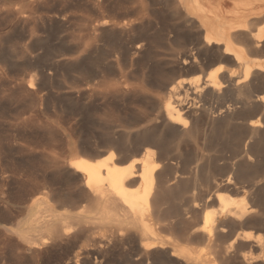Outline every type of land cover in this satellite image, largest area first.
<instances>
[{"label":"bare ground","instance_id":"bare-ground-1","mask_svg":"<svg viewBox=\"0 0 264 264\" xmlns=\"http://www.w3.org/2000/svg\"><path fill=\"white\" fill-rule=\"evenodd\" d=\"M130 3L122 17L138 48L172 50L152 83L166 100L134 133L56 160L52 179L75 193L46 189L39 235L18 234L33 247L68 245L62 264H264V0Z\"/></svg>","mask_w":264,"mask_h":264},{"label":"rangeland","instance_id":"rangeland-1","mask_svg":"<svg viewBox=\"0 0 264 264\" xmlns=\"http://www.w3.org/2000/svg\"><path fill=\"white\" fill-rule=\"evenodd\" d=\"M95 1L0 0V264L66 262L68 245L33 247L18 234L39 235L32 220L46 189L75 193L52 179L49 167L102 149L109 134L120 140L134 133L149 119L154 99L166 100L152 83L169 69L172 50L152 41L138 48L142 41L122 17L131 0ZM201 73L182 77L204 78ZM133 136V147L120 150L123 163L137 145Z\"/></svg>","mask_w":264,"mask_h":264}]
</instances>
